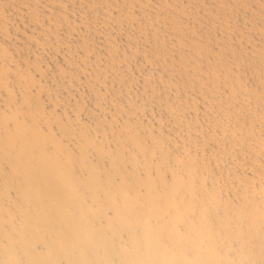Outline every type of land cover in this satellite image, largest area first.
<instances>
[{
	"label": "bare ground",
	"instance_id": "obj_1",
	"mask_svg": "<svg viewBox=\"0 0 264 264\" xmlns=\"http://www.w3.org/2000/svg\"><path fill=\"white\" fill-rule=\"evenodd\" d=\"M0 264H264V0H0Z\"/></svg>",
	"mask_w": 264,
	"mask_h": 264
}]
</instances>
